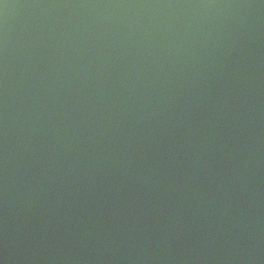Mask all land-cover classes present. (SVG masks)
Wrapping results in <instances>:
<instances>
[{
  "label": "water",
  "instance_id": "1",
  "mask_svg": "<svg viewBox=\"0 0 264 264\" xmlns=\"http://www.w3.org/2000/svg\"><path fill=\"white\" fill-rule=\"evenodd\" d=\"M0 264H264V0H0Z\"/></svg>",
  "mask_w": 264,
  "mask_h": 264
}]
</instances>
